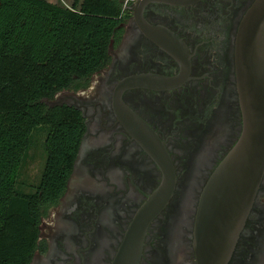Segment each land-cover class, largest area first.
<instances>
[{"label": "flooded vegetation", "instance_id": "flooded-vegetation-1", "mask_svg": "<svg viewBox=\"0 0 264 264\" xmlns=\"http://www.w3.org/2000/svg\"><path fill=\"white\" fill-rule=\"evenodd\" d=\"M256 1L134 0L125 7L108 65L86 88L62 90L56 103L78 110L85 132L29 264H197L201 192L243 130L235 42ZM181 73L179 85L158 83ZM138 75L146 77L142 86L119 91ZM116 96L161 141L175 173L172 196L150 218L139 215L162 183V168L120 120ZM227 264H264V176Z\"/></svg>", "mask_w": 264, "mask_h": 264}, {"label": "trees", "instance_id": "trees-1", "mask_svg": "<svg viewBox=\"0 0 264 264\" xmlns=\"http://www.w3.org/2000/svg\"><path fill=\"white\" fill-rule=\"evenodd\" d=\"M124 2L0 0V264H29L38 247L41 220L58 203L85 132L78 110L47 102L86 88L108 65ZM42 126L44 169L24 192L18 179Z\"/></svg>", "mask_w": 264, "mask_h": 264}, {"label": "water", "instance_id": "water-1", "mask_svg": "<svg viewBox=\"0 0 264 264\" xmlns=\"http://www.w3.org/2000/svg\"><path fill=\"white\" fill-rule=\"evenodd\" d=\"M235 64L243 130L201 192L194 222L197 264L228 263L264 176V0H257L240 22ZM145 79L143 75L127 78L121 82L119 91L142 86ZM183 80V73L173 78L158 77V83L170 86L179 85ZM116 99L122 123L157 158L162 168V183L139 215L150 218L172 196L175 173L167 151L151 128L119 96ZM139 228L137 223L133 225V230ZM125 253L120 257L121 262L125 260Z\"/></svg>", "mask_w": 264, "mask_h": 264}, {"label": "rangeland", "instance_id": "rangeland-1", "mask_svg": "<svg viewBox=\"0 0 264 264\" xmlns=\"http://www.w3.org/2000/svg\"><path fill=\"white\" fill-rule=\"evenodd\" d=\"M51 3L64 7H70L73 0H48ZM63 92L56 94L55 98L47 103L56 104L62 101ZM39 128V129H38ZM36 128L32 133L31 145L25 157V164L21 169L18 179V187L24 192H33L39 184L45 163L44 139L47 134V127Z\"/></svg>", "mask_w": 264, "mask_h": 264}, {"label": "built area", "instance_id": "built-area-1", "mask_svg": "<svg viewBox=\"0 0 264 264\" xmlns=\"http://www.w3.org/2000/svg\"><path fill=\"white\" fill-rule=\"evenodd\" d=\"M132 1H134V0H125V2H124V8H125L129 3H131Z\"/></svg>", "mask_w": 264, "mask_h": 264}]
</instances>
